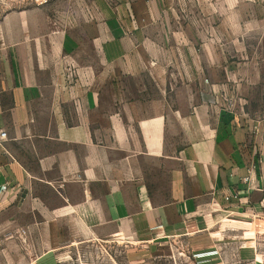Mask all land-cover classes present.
Wrapping results in <instances>:
<instances>
[{
    "label": "crops",
    "instance_id": "crops-1",
    "mask_svg": "<svg viewBox=\"0 0 264 264\" xmlns=\"http://www.w3.org/2000/svg\"><path fill=\"white\" fill-rule=\"evenodd\" d=\"M241 4L0 13V264H68L75 244L126 264H264V112L218 98L264 75L263 57L231 58L264 28V0Z\"/></svg>",
    "mask_w": 264,
    "mask_h": 264
},
{
    "label": "rangeland",
    "instance_id": "rangeland-1",
    "mask_svg": "<svg viewBox=\"0 0 264 264\" xmlns=\"http://www.w3.org/2000/svg\"><path fill=\"white\" fill-rule=\"evenodd\" d=\"M131 1L134 0H98V9H116L121 6L128 7ZM173 1L179 5L180 0ZM232 1L233 0H231V2ZM240 1L242 3L241 6L250 9V5L247 6L246 3H252L256 0ZM41 5L46 6L49 10H53L54 14H60L69 5L75 8H81L85 14L88 15L87 17L89 19L92 14V10L90 9L92 0H0V13L13 9H23ZM251 31L252 32L248 33L246 38L247 46L245 48L229 49L232 51L231 58L235 59V61L240 60L241 57L250 55L264 58V48L258 43L259 39L264 38V28ZM230 83V87L233 91L231 95L218 96L220 104H223L229 111L235 113L237 117L238 115L243 117L245 115L244 112L246 111L248 112L247 116L254 115L255 112H264V75L258 86L249 87L245 90L239 88L238 80H232ZM63 251L64 250L58 252V259H67L69 261L68 264H126L124 254L120 249L106 248L101 250L98 249V251H96L92 246H77L75 244L69 247V250L67 251L69 252L67 253L68 255H63ZM60 253L62 255H60ZM261 258L264 261V245L261 251Z\"/></svg>",
    "mask_w": 264,
    "mask_h": 264
},
{
    "label": "built area",
    "instance_id": "built-area-1",
    "mask_svg": "<svg viewBox=\"0 0 264 264\" xmlns=\"http://www.w3.org/2000/svg\"><path fill=\"white\" fill-rule=\"evenodd\" d=\"M261 136H262V138H264V125H263V130L261 131ZM4 138H5V133L0 131V140H2ZM253 170H254V164L252 162V164L249 163V165L247 167V176L242 179V181L244 183H251ZM5 189H6V185H3L0 190H1V192H4ZM22 234H23L22 232L16 233L17 237H20ZM7 237L11 238L10 235L4 236L3 239L0 240V246H1L2 242L7 240ZM19 240H20V244H21L22 248L24 249V251L26 253H28L29 255H31V249L28 247V244L26 243V241L22 237H20Z\"/></svg>",
    "mask_w": 264,
    "mask_h": 264
}]
</instances>
